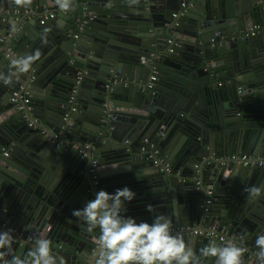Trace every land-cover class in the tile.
I'll return each instance as SVG.
<instances>
[{
  "label": "water",
  "instance_id": "obj_1",
  "mask_svg": "<svg viewBox=\"0 0 264 264\" xmlns=\"http://www.w3.org/2000/svg\"><path fill=\"white\" fill-rule=\"evenodd\" d=\"M28 56L29 70L16 73L12 61ZM0 73L12 74L0 82V217L47 238L60 264L98 254V229L73 216L101 189L93 160L102 188L137 193L124 215L169 216L199 264H214L201 255L212 240L260 264L264 191L247 189L264 188V168L227 157L264 155V0H71L67 10L58 0H0ZM26 90L29 104L13 101ZM146 139L170 173L142 153ZM197 225L226 229V241L191 234ZM33 247L13 238L0 263Z\"/></svg>",
  "mask_w": 264,
  "mask_h": 264
},
{
  "label": "clouds",
  "instance_id": "obj_2",
  "mask_svg": "<svg viewBox=\"0 0 264 264\" xmlns=\"http://www.w3.org/2000/svg\"><path fill=\"white\" fill-rule=\"evenodd\" d=\"M21 2V0H17ZM25 3L28 0H24ZM62 9H69L71 0H58ZM34 57L15 58L16 73L27 72ZM12 74L0 73V82L11 83ZM252 198L260 196L264 188L247 189ZM137 193L125 186L109 192L100 189L73 216L81 219L89 233L97 229L98 254L93 264H199L196 254L184 237L174 233L172 220L166 215H155L151 222L138 221L124 215L125 206L135 200ZM152 212L151 206L148 208ZM13 245L11 230L0 231V249L10 250ZM257 258L264 264V235L255 240ZM201 255L214 258V264H242L243 250L234 243L218 244L215 240L205 246ZM8 264H60L47 238H37L26 256L14 255Z\"/></svg>",
  "mask_w": 264,
  "mask_h": 264
},
{
  "label": "built area",
  "instance_id": "obj_3",
  "mask_svg": "<svg viewBox=\"0 0 264 264\" xmlns=\"http://www.w3.org/2000/svg\"><path fill=\"white\" fill-rule=\"evenodd\" d=\"M181 7L183 9H186L187 3L183 2L181 4ZM180 15H181V12H176L173 14L174 17H179ZM45 18L46 19L55 18V13H51L49 15H46ZM257 33H258V27H254L251 29L250 32L245 33L244 37L255 36ZM74 37L78 38L79 34H75ZM169 42L171 44H174L173 40H170ZM172 50L173 49H169V51H172ZM152 70L153 71H152L150 80H149L148 85H147L148 89L154 88L155 82L158 80V76H159V70H158L157 66L154 65ZM238 92L241 93L242 89L239 88ZM19 98H23L24 103L29 104L31 101L30 91L26 90L22 94H21V92H15L13 101H17ZM19 108H22V107L19 106ZM76 110H77L76 107L72 108V111H76ZM69 117H70V113L66 114L65 119L68 120ZM30 125H33V123H31ZM50 139L52 140V142H54V140L51 137H50ZM141 151H142V153L147 154L148 158L154 159L156 164L164 166L162 168L163 171H166L168 173H170L172 171L171 166L169 164H166V159L161 154L160 149L153 142L146 139L144 144L142 145ZM2 152L5 156H8L9 148L3 147ZM227 159L230 161L236 162L240 165H243L245 167L264 168V155L254 156V155H249L246 153H235V154H232L231 156L227 157ZM89 173L92 175V179L94 180L95 185L101 189H105V188L101 187V184L99 181L98 161L97 160L92 161L90 169H89ZM105 190H107V189H105ZM212 203H213L212 193L210 192L209 196L201 204V208L204 210V212L208 213L211 209ZM4 230H11L13 233V238L16 241H19L22 243H27V244H30L32 246H34V242L37 238H41V236L36 235L35 233H28L25 230L19 229L17 227H13L9 220L0 218V231H4ZM183 230H187V229L183 228ZM191 234L201 235V236H205L208 238H218L220 241H226L228 231L226 229H219V227L216 225H210V226L208 225L204 228L194 229L191 232ZM243 250L247 251L246 248H244Z\"/></svg>",
  "mask_w": 264,
  "mask_h": 264
},
{
  "label": "crops",
  "instance_id": "obj_4",
  "mask_svg": "<svg viewBox=\"0 0 264 264\" xmlns=\"http://www.w3.org/2000/svg\"><path fill=\"white\" fill-rule=\"evenodd\" d=\"M176 12H177V10H176ZM51 13H55L54 11H50L49 12V14H51ZM48 13H47V15H49ZM56 14V13H55ZM46 17V16H45ZM51 18H49V19H47V20H50ZM258 29H259V27H258ZM262 123H264V122H262ZM109 179V178H108ZM104 188H108V186H105ZM0 218H3V219H7V220H9L10 221V219L9 218H7V217H0ZM11 223V222H10ZM11 225H12V223H11ZM13 227H17L16 225H12ZM198 227H196V228H199V226L200 225H197ZM18 228V227H17ZM24 230V229H23ZM7 260V259H6ZM6 263V261H1V263L0 264H5Z\"/></svg>",
  "mask_w": 264,
  "mask_h": 264
}]
</instances>
